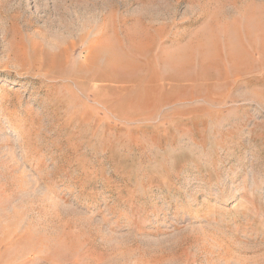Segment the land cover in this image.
Returning a JSON list of instances; mask_svg holds the SVG:
<instances>
[{
    "label": "rangeland",
    "instance_id": "rangeland-1",
    "mask_svg": "<svg viewBox=\"0 0 264 264\" xmlns=\"http://www.w3.org/2000/svg\"><path fill=\"white\" fill-rule=\"evenodd\" d=\"M262 21L264 0H0V264H264Z\"/></svg>",
    "mask_w": 264,
    "mask_h": 264
},
{
    "label": "bare ground",
    "instance_id": "bare-ground-1",
    "mask_svg": "<svg viewBox=\"0 0 264 264\" xmlns=\"http://www.w3.org/2000/svg\"><path fill=\"white\" fill-rule=\"evenodd\" d=\"M76 17V16H75ZM93 18V17H92ZM253 23H254V21H253ZM253 23H251L250 22V24H251V26H252V24ZM91 24V23H90ZM251 26H247L246 25V28H245V31L244 32H246V34L248 35V36H251V38H252V35H251V33H252V30H253V28L251 29ZM254 26V25H253ZM260 26V33H261V35L259 36V39H260V41H261V45L264 47V21H262V23H261V25H259ZM244 27V26H243ZM258 27V26H257ZM91 28H92V26H91ZM114 28V27H113ZM255 28H256V26H255ZM231 30H229V32L231 33L230 34V37L228 38V40H229V45H227L226 44V47H227V50L231 53L232 52V54L231 55H233L232 57H235L238 61H241L242 60V57H240L239 56V54L240 53H242V49L240 50L239 49V43H240V41H242V40H244V37L243 38H241L240 36H241V34H239V33H235V34H233V32H235V29H233V28H230ZM237 29V28H236ZM143 30V29H142ZM238 31H239V29H237ZM157 31V30H156ZM240 33H242V32H240ZM243 34V33H242ZM245 34V33H244ZM253 35H254V33H253ZM255 35H258V34H255ZM140 36V35H139ZM235 36H237L236 38H237V40L235 39ZM152 37V36H151ZM254 37V36H253ZM138 38H140V37H138ZM256 38H258V37H256ZM242 39V40H241ZM248 39V38H247ZM255 40V39H254ZM91 41V40H90ZM107 41V40H106ZM144 41V40H143ZM142 41V42H143ZM239 41V42H238ZM93 42H94V40H93ZM141 42V43H142ZM246 42H247V40H246ZM91 43V42H90ZM89 43V44H90ZM141 43H140V45H138V46H140L139 47V49H142V47H141ZM146 43V42H145ZM147 44V43H146ZM148 45V44H147ZM147 45H146V47H147ZM240 45H241V43H240ZM96 46V45H95ZM134 46H137L136 44L134 45ZM137 46V47H138ZM149 46H151V45H149ZM212 46V45H211ZM214 46V45H213ZM99 47V46H98ZM108 47V46H107ZM107 47H105V48H107ZM137 47H135V48H137ZM92 48V47H91ZM97 48V47H96ZM100 48H102L101 46H100ZM99 48V50H101ZM119 48V47H118ZM214 48V47H213ZM95 48L93 47V50H94ZM205 50L204 51H206V48H204ZM137 50V49H136ZM213 51H214V49H212ZM225 50V49H224ZM105 51H106V49H105ZM109 51V50H108ZM114 51V50H113ZM148 51V50H147ZM99 52H103V51H98L97 50V53H95L94 55H92V57H91V64L92 65H96V64H99V62H101V61H99L102 57H105L104 58V61L106 60V67L108 66V67H110L112 70H114V71H122V72H127V71H133L131 68H130V66L128 65L129 64V62H127V60H126V57H125V59H124V57H123V55H121V53L119 54V53H117V52H115V54L114 53H109V52H106L104 55H101ZM143 52V51H142ZM104 53V52H103ZM211 54V53H210ZM216 54V53H215ZM222 55V54H221ZM220 55V56H221ZM229 55V54H228ZM248 55V54H247ZM250 55V54H249ZM125 56V55H124ZM214 56V55H213ZM245 56V55H244ZM251 56V55H250ZM222 57V56H221ZM220 57V58H221ZM246 58V57H245ZM249 58V57H248ZM170 64H171V69H176V70H185L186 71V69H190V68H181V67H178V59L179 58H177V57H175V56H171L170 58ZM168 59V60H169ZM190 60H191V58H190ZM247 60L248 59H246V65H247ZM200 61H201V59H200ZM251 61V60H250ZM162 63H164V62H162ZM217 63V62H216ZM215 63V64H216ZM88 64V63H87ZM165 65H167V64H165ZM168 66V65H167ZM215 66H217V65H215ZM214 66V67H215ZM235 66H238V64L237 65H235ZM165 68H167V67H165ZM170 68H168V71L170 70ZM249 68H251L250 66H249ZM243 69V68H242ZM240 70V69H239ZM175 71V70H174ZM121 72V73H122ZM173 72V71H172ZM178 72V71H177ZM185 73H187V71L186 72H184V74ZM233 73V72H232ZM217 74H219L218 72H217ZM236 74V73H235ZM242 74V73H241ZM245 74V73H244ZM233 76H235V78H234V80L233 81H235L236 79H238L239 77H240V79L242 78V75H240V73L239 74H236V75H234V74H232ZM247 75V74H246ZM172 76V75H171ZM121 77V76H120ZM131 77V76H130ZM173 77H175L176 78V76H173ZM171 78V77H170ZM244 78V77H243ZM128 79H129V77H128ZM231 83V82H230ZM234 83V82H233ZM260 91V90H259ZM14 226H16V225H14Z\"/></svg>",
    "mask_w": 264,
    "mask_h": 264
}]
</instances>
